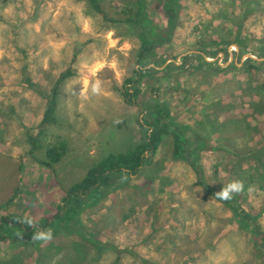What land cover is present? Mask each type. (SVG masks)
<instances>
[{"label": "rangeland", "instance_id": "obj_1", "mask_svg": "<svg viewBox=\"0 0 264 264\" xmlns=\"http://www.w3.org/2000/svg\"><path fill=\"white\" fill-rule=\"evenodd\" d=\"M148 2L150 19L166 30L164 0ZM179 3L176 33L151 67L163 72L175 61L181 68L146 77L136 100L139 107L167 105L183 139L199 148L195 168L202 173L174 158L169 137L151 165L122 175L106 196L89 202L73 232L61 229L47 243H33L31 231L1 242L0 264H264V238L199 184L221 190L242 179L233 203L264 233V0ZM103 6L112 18H124L128 8L125 0ZM226 46L228 56L218 51ZM140 47L132 26L104 21L88 0H0V217L51 220L69 187L146 137L145 114L122 93L132 87L125 82L139 68ZM202 52L209 64L197 57ZM75 55L76 74L63 84L56 124L36 153L46 160L47 146L68 143L53 171L30 155L28 131L37 130L55 78ZM249 58L260 63L257 69L245 66ZM97 80L101 91L93 94ZM17 187L18 197L4 207ZM63 225L55 223L53 233Z\"/></svg>", "mask_w": 264, "mask_h": 264}, {"label": "trees", "instance_id": "obj_2", "mask_svg": "<svg viewBox=\"0 0 264 264\" xmlns=\"http://www.w3.org/2000/svg\"><path fill=\"white\" fill-rule=\"evenodd\" d=\"M125 1L128 5L127 10L123 12L125 17L112 18L105 10L103 0H88L90 7L95 13L101 16L104 21L128 24L138 33L141 44L137 61L139 68L134 71L135 77L128 78L125 82V85L129 84L132 85V87L129 89L122 87L125 102L130 105L138 106L139 104L137 103L136 96L139 94V90H137L136 86H138L142 80L146 77H154L155 74H160V72L164 73L171 70L172 67L181 68L177 66L175 61L169 63L163 72L151 66L155 63L154 57H156L157 49L172 41L180 23L182 7L179 0H164L163 10L167 26L166 30L163 31L156 27L149 17V0ZM218 51L219 53H224L226 56L229 54L227 46L219 48ZM191 57L192 56L185 57L186 63H184V65L189 62ZM197 57L201 58L204 63L209 64V62L205 60L203 52L198 54ZM76 59L77 56L75 55L71 62V66L60 72L55 78L51 93L47 95V106L42 121L38 125L37 130L29 129L28 131V141L31 145L30 155L36 160H39L36 153L44 149V144H42L41 140L45 137V132L50 126L56 124L55 114L62 86L76 74L72 66L76 62ZM252 62H254V64H251ZM256 64L258 65L260 63L249 58L245 66L249 70H254L258 68ZM142 107L139 108L143 111L142 113L145 114V117L141 119L142 125L140 126L149 133L144 139L142 138L138 145L127 152L109 154L103 158L97 165L89 170L82 181L66 190V195L63 198L64 205L59 207L58 214L51 220L43 219L36 222L37 228L29 227L27 224L22 223L21 221L24 218L16 214L2 215L0 217V243L8 239L11 240L19 236H24L25 233L29 231L34 232L38 229H49L53 227L55 223H63L64 225L54 233V235L60 233L61 229L73 232L72 222L79 219L81 212L87 208L89 202L92 204L97 203L98 200L106 196L107 192H110L112 188L116 187V185L113 184L115 180L121 178L122 175H127L128 177L136 176L145 166L151 165L161 145L169 137L173 138L174 158L189 162L194 171L200 175L202 171L195 168V160L198 159L196 152L199 151V148L183 139L182 127L176 124L175 118L167 105L146 103ZM258 109L260 110L261 108ZM35 131H38V133H35ZM43 142H45V139ZM187 145L188 148L186 149L185 146L187 147ZM68 149V143L59 140L47 146L45 152L46 160H39V162L55 171V166L63 161L68 153ZM252 155L257 156L256 153ZM20 172H22L21 168ZM199 184L205 186L207 193L211 196L215 197V193L220 191L201 180ZM120 185L122 186L123 184ZM18 189L19 187H17L14 195L3 205L4 207L9 208L14 203L19 195ZM234 199L236 202L239 201L234 197L229 201L222 202L237 213V220L243 228L248 229L254 236L264 238V233L260 229L257 221L251 217L249 212L239 206V204L235 201L233 203ZM92 200L93 202H91ZM0 209L2 208L0 207Z\"/></svg>", "mask_w": 264, "mask_h": 264}, {"label": "clouds", "instance_id": "obj_3", "mask_svg": "<svg viewBox=\"0 0 264 264\" xmlns=\"http://www.w3.org/2000/svg\"><path fill=\"white\" fill-rule=\"evenodd\" d=\"M93 94H98L101 91V82L97 80L91 87ZM245 182L242 179H234L228 184L223 185L220 191L215 193V197L221 201H229L234 198L236 194L241 193L244 190ZM27 224L29 227L37 228L36 222L33 218L25 216L21 221ZM54 238V233L51 228L38 229L34 231L32 235V242H50Z\"/></svg>", "mask_w": 264, "mask_h": 264}]
</instances>
